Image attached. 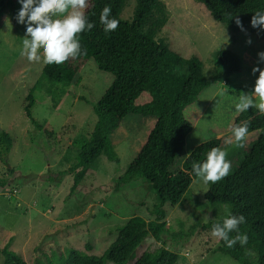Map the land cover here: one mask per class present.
<instances>
[{
  "label": "rangeland",
  "instance_id": "374dc122",
  "mask_svg": "<svg viewBox=\"0 0 264 264\" xmlns=\"http://www.w3.org/2000/svg\"><path fill=\"white\" fill-rule=\"evenodd\" d=\"M162 1L168 21L156 39L169 49L184 58L197 54L207 76L214 72L217 51H230L240 58L241 75H231L221 88L212 86L201 94L196 104L201 117L186 138L184 156L176 163L181 166L198 146L223 138L232 173L247 151L235 146L229 123L238 113L234 103L252 90L259 74L252 73V68L264 69L258 57L264 51V29L250 24L233 31L212 20L196 0ZM136 6L137 0H127L119 20L131 22ZM19 8L18 4L0 22V134L7 132L13 140L12 152L4 160L6 166L0 161V180L8 182L6 188H0V227L14 238L10 250L28 264H60L62 255L71 249L85 251L87 244L93 247L91 253L99 256L117 238L113 228L134 216L147 222L156 218L152 210L157 196L147 184L127 188L120 183L147 136L150 122L138 116L126 118L111 139L118 162L100 156L72 192L69 169L79 153L73 142L92 133L97 121L95 107L113 77L99 71L90 59L79 84L66 88L52 101L41 82L42 56L41 61L29 62L20 54L25 26L16 21ZM30 94L35 98L33 117L47 123L46 134L39 133L26 118L24 107ZM210 185L198 178L179 205L171 208L166 203L169 213L162 221L166 232L160 240L149 236L127 264H135L143 252L159 246L177 253L178 264H238L217 252L216 237L202 230L214 214L219 215L203 200ZM3 262L0 255V264Z\"/></svg>",
  "mask_w": 264,
  "mask_h": 264
},
{
  "label": "trees",
  "instance_id": "16d2710c",
  "mask_svg": "<svg viewBox=\"0 0 264 264\" xmlns=\"http://www.w3.org/2000/svg\"><path fill=\"white\" fill-rule=\"evenodd\" d=\"M126 1L87 0L83 12L94 27L80 34L84 55L69 58L58 65L45 64L41 82L52 101L56 102V97H61L66 88L79 84L90 59L95 61L99 71L113 77L111 87L95 107L97 121L92 133L73 142L79 147V153L69 169L73 175L72 192L83 183L100 156L104 155L109 162H118L112 136L126 118L138 116L150 122V127L120 183L127 188L147 184L157 196L158 203L152 210L156 218L147 222L134 216L111 230L117 238L102 255L92 254L93 247L87 244L85 251L71 249L62 255L60 264H127L149 236L160 240L166 232L167 225L162 222L169 213L166 203L171 208L179 205L198 179L192 171V163L204 160L211 148L223 149L226 145L223 138L210 140L198 146L181 166L176 164L184 156L187 136L201 117L196 106L201 94L212 86L221 88L231 75H241L240 58L230 51H217L214 72L207 76L197 54L181 57L156 39L168 21L162 0H137L133 19L123 23L118 15ZM196 1L212 20L233 31L247 28L253 13L264 11V0ZM17 5V0H0V22ZM106 5L111 8V15L119 20L117 29L112 32H105L100 23V12ZM237 18L243 28L237 26ZM34 106L35 98L30 94L24 107L26 118L39 133L46 134L47 123L41 124L33 117ZM244 122L248 123V135L244 141L247 155L232 173L211 183L204 194L206 205L219 215L214 214V219L204 224L202 230L211 233L212 225L221 222L229 213L243 215L245 223L239 226V231L247 235V244L241 246L237 242L228 248L224 241L216 238L217 252L238 264H264V114L249 107L247 112L235 115L229 129ZM12 149L10 134L1 133L0 161L4 165ZM8 172L12 170L8 168ZM7 185L6 180H0V188ZM13 240L12 235H5L0 227L3 264H28L10 250ZM178 262L177 253L159 246L143 252L135 264Z\"/></svg>",
  "mask_w": 264,
  "mask_h": 264
},
{
  "label": "clouds",
  "instance_id": "9594fccd",
  "mask_svg": "<svg viewBox=\"0 0 264 264\" xmlns=\"http://www.w3.org/2000/svg\"><path fill=\"white\" fill-rule=\"evenodd\" d=\"M20 5L16 13L18 24L25 26L20 54L27 61H41L46 65L62 64L69 58L84 55L80 42V34L92 30L94 24L85 16L84 9L87 0H17ZM111 8L105 6L100 12V23L105 32L115 31L119 20L111 15ZM237 26L243 28L240 20ZM250 24L253 28L264 29V11L253 13ZM259 60L264 62V51L258 53ZM256 76L252 90L239 96L234 103L236 112H247L249 107L264 114V69L253 67ZM223 95V92H221ZM248 135V123L244 122L232 128V139L236 147H243ZM226 150L213 147L207 152L204 160L192 163L195 176L204 183H215L228 175L231 161L227 159ZM245 223L243 215L229 213L221 222L214 223L211 235L222 240L228 248L237 242L241 246L247 244L246 234H240L239 226ZM235 232V236L230 234Z\"/></svg>",
  "mask_w": 264,
  "mask_h": 264
},
{
  "label": "crops",
  "instance_id": "0c3cea01",
  "mask_svg": "<svg viewBox=\"0 0 264 264\" xmlns=\"http://www.w3.org/2000/svg\"><path fill=\"white\" fill-rule=\"evenodd\" d=\"M9 233H7V235H8Z\"/></svg>",
  "mask_w": 264,
  "mask_h": 264
}]
</instances>
